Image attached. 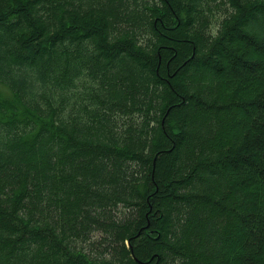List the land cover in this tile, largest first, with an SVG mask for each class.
<instances>
[{
    "label": "trees",
    "instance_id": "1",
    "mask_svg": "<svg viewBox=\"0 0 264 264\" xmlns=\"http://www.w3.org/2000/svg\"><path fill=\"white\" fill-rule=\"evenodd\" d=\"M0 264H264V0H0Z\"/></svg>",
    "mask_w": 264,
    "mask_h": 264
},
{
    "label": "rangeland",
    "instance_id": "2",
    "mask_svg": "<svg viewBox=\"0 0 264 264\" xmlns=\"http://www.w3.org/2000/svg\"><path fill=\"white\" fill-rule=\"evenodd\" d=\"M2 87V86H1Z\"/></svg>",
    "mask_w": 264,
    "mask_h": 264
}]
</instances>
